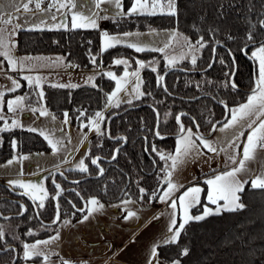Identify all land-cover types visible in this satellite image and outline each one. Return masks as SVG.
Masks as SVG:
<instances>
[{"label": "trees", "instance_id": "16d2710c", "mask_svg": "<svg viewBox=\"0 0 264 264\" xmlns=\"http://www.w3.org/2000/svg\"><path fill=\"white\" fill-rule=\"evenodd\" d=\"M176 5L178 14L175 17L163 13L133 15L119 18L118 23L110 19L106 22V27L111 31L174 28L185 34L192 44L203 36L209 43L200 49L195 66L188 59L169 66L161 53H137L126 45H117L99 52V33L96 29H25L16 34L17 54H59L72 65H78L74 67L78 70L91 69L98 64L106 67L119 57L128 58L131 67L135 65L137 56H156L159 60L155 72L150 67L142 69L143 91L151 92V95L141 96L130 103L123 102L108 109L106 98L114 86V80L106 76L104 71L98 74L95 87H53L49 84L42 86L46 108L60 119L64 118L63 114L67 111L72 125L81 126L76 118L77 110L81 108L87 109L88 115L104 111L105 123L101 125L102 128L107 127V121L111 118V138L108 135L99 136L97 133L89 138L86 156L88 172L82 173L78 169L70 168L64 171L65 175L56 176V181L62 186L58 198L60 219L67 217L74 221L80 218L83 212L79 209L91 197L103 203H115L122 198L132 197L141 204H148L149 195H145L143 201L139 200V188L143 187L151 194L157 191L165 176L164 161L151 151V145L155 144L164 152L174 151L175 134L179 131L175 116L186 113L181 116L185 127H192L195 132V125L192 123L194 118L200 125V131L208 133L211 129L209 121L215 123L225 115L226 109L220 101L232 108L245 101L250 94L249 90L254 86L253 72L257 75V62L251 58L252 46L247 49L246 54L240 49L246 34L245 17L249 15L248 9L251 6L256 12L264 11V0H176ZM221 5L224 6L223 16L220 15ZM213 28L218 30L215 39L225 42L229 33L235 39L227 40L226 46H217L212 67L204 70L213 57L212 48L215 45L211 41L210 32ZM258 39L263 40L264 33ZM228 49H231V56ZM91 56H96L95 65L90 62ZM221 58L224 64L220 63ZM171 67L173 69L163 79L167 87L165 92L163 87L158 86L157 77ZM234 69L236 71L233 80L237 85L235 89L225 75L234 72ZM117 70H121L120 67ZM226 83L228 86H225ZM17 92L25 93L27 104L41 103L36 95L37 88L23 84ZM158 120L159 130L165 139L154 135ZM0 137V163L13 156V138L17 141V154L44 147V141L37 133L20 128L0 133ZM117 137H124L126 141H118L115 139ZM101 144L102 147L99 146ZM117 147L121 149L120 153L116 160L109 161L113 149ZM89 155L102 157L101 167L105 169L103 176L83 179L98 175L96 166L90 163ZM75 180L80 183H73ZM46 183L48 197L44 200V208H37V213L27 198L16 195L0 184V197H6L0 200V211L3 215L18 214L20 200L27 208L23 216L10 217L9 220L14 222L13 227L5 230L6 240L17 247L20 255L22 242L34 241L52 233L48 229L33 231L42 222H52L56 216V202L52 199L56 189L52 175L47 177ZM204 185L203 201L207 191L206 184ZM238 196L239 203L244 205L242 209L222 210L219 215L210 214L199 221L190 220L178 244L159 249L160 259L170 262L171 259L180 258L181 264H264V189H252L246 184ZM194 209L197 211L200 208ZM4 222L5 220L0 219L3 227L6 224ZM30 229L33 235L27 234ZM184 247L190 249L189 255L178 257V252ZM13 256L14 253L11 252L0 255V263H11ZM40 260L34 258L26 262L21 258L17 264H37Z\"/></svg>", "mask_w": 264, "mask_h": 264}, {"label": "snow or ice", "instance_id": "6c2138e0", "mask_svg": "<svg viewBox=\"0 0 264 264\" xmlns=\"http://www.w3.org/2000/svg\"><path fill=\"white\" fill-rule=\"evenodd\" d=\"M105 5H114L116 11L112 16L114 22L119 21L121 17H130L133 15H156L157 9L159 8L163 14L169 16H177V5L176 0H133L131 7L124 11L122 7V0H48L47 3L44 0H0V57H3L7 61L9 67L12 70L23 71L27 67L29 71L32 69L28 66V62L33 59H42V58H32V57H16L14 55L15 41L14 36L22 30H25L26 23L29 21V17L36 16V13L39 12H49L50 18L56 20V13H61L62 15H67V12H62L64 9L71 11V26L75 28L83 27H98V19H108L106 15H100L101 11H108ZM235 5H229L233 7ZM223 5L220 6L221 12L220 15L223 16ZM53 9L55 10L53 12ZM166 10V11H165ZM249 15L245 17L247 23L246 34L243 37V47L240 51L245 52L247 49L252 46L254 50L251 52V58L258 60L257 75L254 82V86L251 90V93L247 96V100L244 103H240L238 106L229 108L224 101H220L221 104H224V107L228 113L223 122L216 121L211 124L210 133L205 136L199 132L200 125L196 123L193 118L192 123L195 125L196 131L193 132L192 127H185V124L181 121V116L186 115V113H181L180 115L175 116V120L179 125V131L177 133V142L176 147L173 152L164 153L159 150L155 144L151 145V151L156 153L161 160L165 162L164 167V183L166 188H161L159 190L160 194L157 191H153L151 194H148L146 189L143 187L139 188V200L143 201L145 195H149V203L153 200H157L161 203H168L169 207L173 209L172 214L170 215V222L167 227L166 232L162 235V238L157 243L153 244L149 253L148 264H165L164 261L160 259L159 249L164 248L168 245L178 244L182 235V232L185 230V226L189 223L190 220L199 221L204 219L210 214L219 215L221 211H236L237 209H242L244 205L239 203V196L237 193L244 190V186L250 183L252 189H264V40L258 39L261 33H264V11L256 12L254 7H249ZM44 21L41 20V23ZM35 25V21H31ZM56 27H66L65 24L56 25ZM217 29H210L211 32V41L215 46H226L227 40H234L235 37L229 33L225 42H221L219 39H215ZM131 32H123L109 35L107 31L102 32L103 45L101 52L107 50L108 48H113L116 45L121 44L126 38L133 36ZM169 41L176 39V32H169L168 34ZM183 44L186 46L190 52L195 53L196 51L205 48L208 46L209 41H206L203 36H200L199 39L192 44L189 42L187 37H183ZM177 43H180L179 39H176ZM128 48H134L136 52H143L146 50L159 51L165 53V58L168 61L169 66H174L176 62L175 57H171L166 52L171 44L170 42H165L162 48H151L149 49L147 45H142L140 42L136 43H127ZM213 53H215V47L212 48ZM228 54L231 56V49H228ZM187 58V57H185ZM63 58H57V61L53 63H58L62 61ZM90 62L96 64V56L90 57ZM114 64L116 65H125L127 68L128 61L125 59H115ZM3 61H0L2 64ZM136 63L140 68H144L146 65L137 60ZM214 63V61H213ZM220 63L224 64V60L221 58ZM234 63V61H233ZM191 64L195 66L197 64V57L195 54L191 55ZM70 67H78V65H68ZM209 68L212 67V63L208 65ZM152 71H156L155 68H152ZM229 77L231 87L235 89L237 87L234 80H231V77L234 75V72H229L225 74ZM107 76L116 81V88L106 98V107H110L113 102V98L117 96L118 93L122 91L121 81H127L129 76L135 77V87L132 88V92L136 94L135 98H139L145 95H151V92L140 91L141 79L140 73L138 71L127 72L125 71L124 76L117 78V76L108 72ZM11 80V86L6 89L7 92H15L21 87L19 80L9 77ZM23 79L27 81L28 85L33 88H39L41 84L42 77L40 76H31L25 75ZM92 77L88 78V82L92 81ZM163 76L157 77V84L160 87L164 88V91L167 92V87L162 83ZM211 83V82H209ZM53 87H77V85H52ZM94 87L96 85H93ZM225 86H228L226 83ZM6 92L0 91V121L3 123L0 124V133L10 132L17 127L24 128V125L19 122L16 118L19 116L20 112L24 108L25 96H17L14 99L7 101V112L12 114V117H7L4 112V96ZM36 95L43 100L44 93L43 90H39ZM130 103L131 101H127ZM31 111L35 114L38 112L40 117L49 118L51 121H56V116L52 115L45 106L39 108H32ZM63 121L57 125L55 131L52 129H42L39 127H28L27 130L30 132H36L41 135L48 143L50 148L54 153L63 151L66 153L65 156L61 157L62 162H67L71 155L78 150V146L81 144V140L86 139V135L82 136L80 140H77L76 145H72V138L70 134L66 131V125L71 124V119L67 111L63 114ZM159 117V114L157 113ZM77 120L80 121L81 128H88L90 131H94L99 136L108 135L111 138L110 132L106 128H102L101 125L105 123V116L103 111H96L92 115L87 114V109L81 108L77 110ZM85 121H87L85 123ZM217 125H220L217 127ZM157 130L154 132V135L160 139H165L161 135L159 130V120L157 122ZM248 128L249 132L246 137V142L243 144L242 153L238 151L239 145L236 143L239 140L240 136L244 135L243 129ZM59 132L60 135L57 137L56 133ZM212 132L225 133L227 139L223 142L225 145L236 149L235 153L228 154V160L234 165L230 170L223 171L220 174L215 175L213 178L207 179L205 183L209 186L207 193V201L216 205L215 209L209 208L207 205L203 208V213L196 215L194 217L189 215V209L196 206L200 203V194L202 189L198 186L188 187L179 197L173 198V194L183 187L182 184L174 182L173 174L182 170L189 162H193L199 159H202L204 163L208 161V153L218 154L219 152L226 151L225 147L218 148L216 146L217 141H214L211 138ZM234 138V139H233ZM119 140H125L124 137L115 138ZM2 143V140H0ZM69 145H72L70 148ZM12 150L14 153H18V145L15 138L11 141ZM102 147V144L99 145ZM120 148H114L111 153V159L116 160L117 155L120 153ZM148 151V149H145ZM240 157L237 159V157ZM29 157L20 154H14L12 158L8 159L5 162V165H0V168L8 167L13 164H19L23 160H27ZM90 163L95 165L97 168L98 176H103L105 169L101 167L102 157L100 156H91L89 155ZM255 165V167H252ZM78 170L82 173L88 172V165L85 163V159L81 158L76 166ZM57 170H59V165H56ZM244 173L245 176L250 177L249 179H243L240 177V174ZM20 174L19 172L17 173ZM63 175L62 172L59 173ZM73 183H80V181H73ZM8 190L15 192L17 188L23 189L24 191L19 193L20 195H29L30 198L35 202L37 199L39 203L36 204L37 208H44V200L48 197V193L42 187L33 184L31 182H25L20 179L8 180ZM53 184L56 189V195L52 197L54 200H58L60 193L62 192L61 185L56 183L53 180ZM39 190L40 196L37 198L34 193ZM127 195V193H125ZM220 201H224L223 204H220ZM89 204L96 206V211H99L104 207L95 197L90 198L87 202ZM129 203H135L130 198L121 200L122 205H128ZM74 207V205H73ZM179 207L183 211V216L181 221L178 223L176 218L175 210ZM19 216H23L27 211V208L24 204L18 205ZM136 212L128 210L125 208L126 215L123 219L127 220L130 217H137ZM88 214L82 217L80 222L87 220L89 218ZM0 219L9 220L10 217L3 216L0 213ZM150 219H159V216L152 217ZM60 223V211L59 204L56 205V216L53 219V224ZM64 224L70 223L69 221H63ZM140 225L137 224V227ZM28 235H33L34 233L30 229L27 233ZM19 239V237H14ZM59 231L57 230L56 235L50 237L48 240L36 241L34 243H23L22 244V257L17 250V247L12 246L6 240V231L5 228L0 225V255H5L9 252L15 253L12 258L11 264H17V262L22 258L24 261H30L34 258H40L42 264H48L53 253L49 250L48 246L59 240ZM106 245V250L101 251L97 259L102 262V264H112V261L119 254V251L116 250L110 241H104ZM92 245H88L85 242V248H92ZM99 248L100 245H95ZM190 253V249L184 247L180 249L177 256L185 257ZM59 255V254H57ZM96 255L93 252H89L88 256L85 257L82 261L73 262V264H92L88 257ZM61 264H69L67 260L61 259ZM169 264H181L180 258L171 259Z\"/></svg>", "mask_w": 264, "mask_h": 264}, {"label": "rangeland", "instance_id": "374dc122", "mask_svg": "<svg viewBox=\"0 0 264 264\" xmlns=\"http://www.w3.org/2000/svg\"><path fill=\"white\" fill-rule=\"evenodd\" d=\"M44 2L47 3L48 0H44ZM74 2H76V0H74ZM132 3L133 0H122V7L124 11H127L131 7ZM104 7H107L108 11L107 12L101 11L100 15H106L109 17L108 19H98L97 20L98 27L96 28H92V27L81 28V29H96L98 31L99 52L101 51L103 45L102 32L107 31L109 35H115L118 33L122 34L123 32H131L134 34L133 36L126 38V40L119 45H126L127 43L140 42L142 45H147V47L151 49V48H162L165 42H170L171 46L168 49H166V52L168 53L169 56L180 57L179 55H183V54H193L183 44L182 38L187 36L174 28H164V29L149 28L145 30H125V31L109 30L106 27V22L112 19V16L114 15L116 9L114 5H105ZM54 11L55 10L53 9V12ZM62 12H67V15L65 16L62 15L61 13H56L57 16L56 20H52L50 18L49 12L38 11L36 13V16L29 17V21L26 23L25 29H47V30L67 29V28L73 29L71 26V11H69L68 9H64L62 10ZM157 13H162L159 8L157 9ZM33 20L35 21V25L31 23V21ZM41 20H43L44 22L41 23ZM59 24H65L66 27H59V28L56 27V25ZM173 31L177 33L176 39H179L180 43H177L176 39L169 41V37L167 34ZM14 41H16V35L14 36ZM253 50L254 47L252 48L251 52ZM146 51H151V50H146ZM151 52L161 53L163 58H165V53L163 52H159V51H151ZM137 53H142V52H137ZM14 55L20 58L49 57V59H51V57L54 55H57L58 57L61 58L63 57L59 54H50V53L36 54V55L17 54L15 52V49H14ZM45 59L46 58H42L39 60L33 59L28 62V66L32 70L29 71L28 68L26 67L25 70L21 71L19 70V68H17L16 70H12L9 67L7 61L4 60L3 57H0V61H3V63L0 64V91L6 92L4 96L3 112L7 117H12V114L7 112V101L10 99H14L17 96L26 97L25 93L17 92L18 89L15 92L6 91V89L11 86V80L9 79V77L19 80L21 86L23 84L29 86L27 81L23 79V76L25 75H31L33 77L35 76L42 77L40 87L37 88V92H38L39 90L42 89V83L45 84L44 83L46 82L45 80L52 78V74H47L46 72H44V69H53L54 66H60V65L52 64L53 62L49 63V61ZM116 59L127 60L128 61L127 68L123 64L121 65L114 64L113 67L105 69L104 73L106 76L108 72H112L117 76V78H120L124 76L125 71L129 73L138 71L140 73V79L142 82H143L142 80L143 68H140L139 65L136 63V61L137 60L142 61L146 65L145 67H150L155 69L158 66V61H159L156 56H152V57L137 56L135 58V65L130 67L131 62L128 58L119 57ZM165 60L167 61L166 58ZM256 62L258 68V60H256ZM65 64H66V66L64 65L65 67L61 65L62 68L65 69V72L59 71L58 74H56V81L48 80L47 82H53L57 85L71 84V85H77V87L96 85V78L100 72L91 74L89 72H86L87 70L90 69L87 70L75 69L74 67L68 66L72 64L67 62L66 60H65ZM67 66L71 68L73 73H77L76 75L78 76H75L72 73L68 72L70 70H67L68 68ZM99 66L102 67L100 64H98L97 67ZM97 67H93V68H97ZM117 67H120L121 70L118 71ZM70 75L72 76L71 79L69 77ZM90 76L93 79L91 82H88V78ZM121 83H122V91L118 93L116 97L113 98V102L111 106H115V104L117 105L123 101H131L136 97V94L131 91L132 88L135 87V77L129 76L127 81H121ZM115 88H116V81H114V86L111 92L114 91ZM139 90L143 91L142 83ZM246 100L243 101L242 103L246 102ZM42 105L45 106L43 100L39 104H27L25 99L24 108L20 112L19 116L16 117L19 120V122L24 125V128H20V127L17 128L27 130L28 127H39L42 129H52L53 131H55L57 125L60 124L64 118L60 119L56 117L57 118L56 121H51L49 118L40 117L38 112L34 114L31 111L32 108H39ZM48 111L52 115H54L50 110ZM2 123L3 122L0 121V124ZM64 127L72 138V145H76L77 140H80L82 136L86 135V139L81 140V144L78 146V150L71 155V157L67 160V162H62L61 160V157L65 156L66 153H64L63 151L54 153L50 148V146L48 145L47 141L37 133L41 138V140L44 141V147L42 149L20 154V155L28 156L29 158L27 160L21 161L19 164H13L8 167L0 168V181L8 185L7 184L8 180L20 179L25 182H31L33 184H36L38 185V187L42 186L48 193L46 182H47V177L49 175H53L55 172L58 171L64 172L66 169H70V168L78 169L76 166L81 158H84L86 163V156L88 155V148H89L88 146L89 138L92 134H95V132L90 131L88 128L82 129L81 126H76L72 124L66 125ZM243 132L244 135L240 136L239 140L236 141V143L239 145L238 151L240 153H242L243 144L244 142H246V137L248 135L249 129L245 127L243 129ZM56 135L57 137H59L60 133L57 132ZM211 138L213 139V137ZM175 139H176L175 142H177V137ZM72 145H69V147L71 148ZM175 147H176V143H175ZM222 147H225L226 151L219 152L218 154H212V153L207 154L208 155L207 163H204L202 159L189 162L186 166L183 167L182 170H178L173 174L174 182H178L179 184L183 180H190V183L188 185H186L185 187L183 186L184 188L183 187L179 188V190L173 194V198L179 197L188 187L191 186H198L202 189V192L200 194V203L194 206L200 209H198L197 211L194 209V207L189 209V215L192 217L202 214L205 205H207L209 208L212 209L216 208V205H212L207 201L208 191H206L205 200L204 201L202 200V194L205 185L203 182H199L197 180V175L199 173L201 174L204 172H208L232 164L227 158L228 154L235 153L237 150L225 144ZM222 147H218V148H222ZM164 153H168V152H164ZM239 158L240 157L238 156L237 159ZM6 161L1 162L0 165H5ZM56 165H59V170H57ZM252 167H255V165H253ZM18 172L20 173L19 175L17 174ZM220 173L222 172L219 170L216 172L215 175ZM215 175H210L207 178L203 177V179L206 181L207 179L213 178ZM240 177L243 179L250 180V177L245 176L244 173H241ZM248 185L250 186V183ZM206 187H208L209 190V186L207 185ZM164 188H166V186ZM23 191L24 190L22 189L20 192ZM31 194L35 195L37 198L40 196L38 189L36 192ZM129 198L135 203H129L126 206L121 204V200L129 199ZM89 200L90 198L86 200L85 203L86 211L84 212V215H86L89 213V211H91V214L89 215V218L87 220H83V222H80L82 220L81 217V219L78 220L77 222H72L70 218L65 217L60 219V223H57L56 225L53 226L42 224L33 231L37 232L39 230L48 229V230H52V233L46 237L36 239L30 242L27 241L25 242L31 244L38 240L39 241L48 240L50 237L56 235V232L58 230L60 237L59 240L52 242L48 246L49 250L53 253L48 264H61V259L67 260L69 264H73V262L82 261L85 257L88 256L89 252H93L96 254L88 257V259L92 262V264H102V262L97 259V256L101 251L106 250V245L104 244V241H110L114 246V248L118 251L122 249V251H119V254L112 261V264H148L151 247L153 246V244L161 240L162 235L166 232L170 222V215L172 214L173 209L169 207L168 203H161L155 200V202L152 204H141L136 199L132 197H127V198H122L121 200L115 203L100 202L101 204L104 205V207L99 211H96L95 205L87 203ZM35 202L39 203V200L37 199ZM219 203L223 204L224 201ZM125 208L134 212L139 210L137 212V217H130L127 220L123 219V217L126 215ZM175 212H176L177 222L179 223L183 216V211L179 207H177ZM156 216H159V219H150ZM63 221H69L70 223L64 224ZM4 223H6L4 227L5 230H10L12 229L14 222L12 220H7V221L5 220ZM137 224H139L140 226L137 227ZM25 242H22V244ZM85 242L88 245H92L93 247L86 249ZM95 245H100V247L97 248L95 247ZM21 257H22V251H21ZM162 261H164L165 264H169V262H167L166 260H162ZM37 264H42V261L40 260Z\"/></svg>", "mask_w": 264, "mask_h": 264}, {"label": "crops", "instance_id": "0c3cea01", "mask_svg": "<svg viewBox=\"0 0 264 264\" xmlns=\"http://www.w3.org/2000/svg\"><path fill=\"white\" fill-rule=\"evenodd\" d=\"M199 52H200V50H198ZM198 51H196L195 53H193V54H195L196 56L199 54V52ZM193 54H183V55H179L180 57H178V56H176L175 58H176V62H175V65L176 64H178L179 62H181V61H183V60H186V59H188V60H191V55H193ZM185 57H187V58H185ZM42 58H46L45 60H48L49 61V63H52V62H54V61H57V58H61V57H58L57 55H54V56H52L51 57V59H49V57H42ZM63 58V60L62 61H60V62H58V63H52V64H56V65H60V66H54L53 67V69H44V72H46L47 74H52V78H49L48 80H51V81H56V74H58V72L59 71H64L65 72V69L64 68H62V66L61 65H65L66 66V64H65V59H64V57H62ZM164 60H165V58H164ZM165 62H166V64H168V62L165 60ZM174 65V66H175ZM64 66V67H65ZM114 66V62H112L111 64H109L108 66H106L105 68H103V67H97V68H93V69H90V70H87L86 72H89V73H91V74H94V73H98V72H101V71H105V69L106 68H111V67H113ZM68 67V66H67ZM121 67V66H120ZM130 67H131V63H130ZM67 70H70V71H68V72H70V73H72L73 75H75V76H78V75H76L77 73H73V71L71 70V68H67ZM82 72H84V71H82ZM70 77V79L72 78V76L70 75L69 76ZM48 80H45L46 82H44L45 84H49V85H54L55 83H53V82H47ZM44 84L42 83V86H43ZM55 85H57V84H55ZM135 99V98H134ZM132 101V100H131ZM123 102H127V101H123ZM123 102H120V103H123ZM119 103V104H120ZM118 105V104H117ZM116 104H115V106H117ZM238 106V105H237ZM111 107H113V106H111ZM108 108H110V107H108ZM220 126V125H219ZM218 126V127H219ZM215 133H216V135H215ZM211 137H213V139H214V141H217V144H216V146L217 147H222V146H224V141L227 139V136H226V134L225 133H219V132H214L212 135H211ZM176 140V139H175ZM176 143V142H175ZM174 150H175V147H174ZM232 165V164H231ZM230 164L228 165V166H224V167H222V168H218V169H214V170H211V171H208V172H204V173H199L198 175H197V180H201V181H203L204 183H205V180L203 179V177L204 178H207V177H209L210 175H215L216 174V172L217 171H221V172H223V171H226V170H230V168L231 167H234V166H231ZM164 180V179H163ZM190 183V180H183L180 184H182L184 187L186 186V185H188ZM206 184V183H205ZM165 186H166V184H165ZM164 186V187H165ZM207 186V185H206ZM183 187V188H184ZM207 191H208V187H207ZM160 194V193H159ZM155 202V201H154ZM153 202V203H154ZM220 202H222V201H220ZM85 203H86V201H85ZM148 204H150V203H148ZM84 206V205H83ZM83 208V207H82ZM86 211V208H85V210L83 211V215L81 216V217H83L84 216V212ZM81 217L80 218H78L77 220H71L72 222H77L78 220H80L81 219Z\"/></svg>", "mask_w": 264, "mask_h": 264}, {"label": "water", "instance_id": "95a60500", "mask_svg": "<svg viewBox=\"0 0 264 264\" xmlns=\"http://www.w3.org/2000/svg\"><path fill=\"white\" fill-rule=\"evenodd\" d=\"M264 40V39H263ZM215 48L217 47V46H214ZM245 53V52H244ZM246 54V53H245ZM213 61H215V53H213V57H212V60H211V63L213 64ZM209 67H207L206 69H204V70H207ZM173 69V67H171V68H169L167 71H165L164 72V74L162 75L163 76V79H164V76L170 71V70H172ZM235 71H236V69H234V74H235ZM253 75H254V82H255V79H256V72L254 71L253 72ZM234 79V75L231 77V80H233ZM162 83H163V81H162ZM164 84V83H163ZM251 90L252 89H250L249 90V93H251ZM228 115V113H227V111L225 112V115H224V117L223 118H221L220 120H218V121H221V122H223L224 120H225V117ZM110 120H111V118H109L108 119V121H107V127H106V129L108 130V132H109V122H110ZM219 125H217V127H218ZM199 132L201 133V134H203V135H205V136H207L209 133H210V131L208 132V133H202L201 131H200V129H199ZM214 132H212L211 133V135L213 134ZM175 136L177 137V133L175 134ZM117 148H119V147H117ZM109 161H112V159H108ZM60 173V171H58V172H55L53 175H52V181L53 180H55V182L56 183H58V184H60L59 182H57L56 181V176L58 175ZM63 173V175H65V173L64 172H62ZM94 177H99L98 175H96V176H90V177H84L83 179H85V178H94ZM75 181H78V180H75ZM0 184H2L3 186H5V187H7L8 188V185H6L5 183H3V182H1L0 181ZM61 185V184H60ZM165 186V183H164V180L161 182V184L159 185V187H158V189H157V193L159 194L160 192H159V190L161 189V188H163ZM61 189H62V186H61ZM13 193H15L16 195H18V196H24L25 198H27L28 199V201L33 205V207H34V210L36 211V213H37V207H36V204H35V202L29 197V195H20L19 193H21L20 191H16L15 190V192H13ZM55 195H56V193H55ZM4 198H6V197H0V200L1 199H4ZM21 204H24L25 205V203L24 202H22L21 200L19 201ZM55 202H56V205H57V203H58V200H55ZM153 203V201L150 203V204H152ZM26 206V205H25ZM85 208H86V204H85V202H84V206H83V208H81V209H79L81 212H83L84 210H85ZM0 213H2L1 211H0ZM3 215V214H2ZM3 216H7V217H13V216H19L18 214H9V215H3ZM43 224H45V225H48V226H53V225H56V224H53V221L52 222H42ZM15 247V246H14ZM18 250V249H17ZM14 255H15V253H14ZM1 264V263H0ZM9 264H11V263H9Z\"/></svg>", "mask_w": 264, "mask_h": 264}]
</instances>
